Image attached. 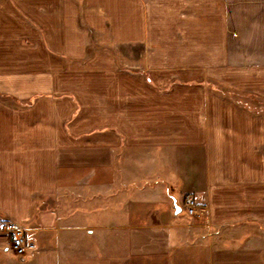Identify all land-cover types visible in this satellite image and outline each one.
Masks as SVG:
<instances>
[{"label": "crops", "instance_id": "crops-1", "mask_svg": "<svg viewBox=\"0 0 264 264\" xmlns=\"http://www.w3.org/2000/svg\"><path fill=\"white\" fill-rule=\"evenodd\" d=\"M227 91L264 98V0H0V264H264V112Z\"/></svg>", "mask_w": 264, "mask_h": 264}, {"label": "rangeland", "instance_id": "rangeland-1", "mask_svg": "<svg viewBox=\"0 0 264 264\" xmlns=\"http://www.w3.org/2000/svg\"><path fill=\"white\" fill-rule=\"evenodd\" d=\"M76 26L79 27V30L82 31L84 34L87 46V52L85 57L87 58L88 56H91L92 53L98 48V49H103L111 53L112 56H114L115 64L117 65L118 68L124 69L129 72H140L144 74L143 72H148L147 68L145 65H142L139 63V56L144 53V45L141 42H130L128 44L126 43H120L117 45H105V44H100L98 43V31L91 27L88 23L85 22L83 17H79L76 21ZM147 49V48H146ZM144 55V54H143ZM142 55V57H143ZM141 57V58H142ZM86 58L78 60L79 62H83ZM136 59V60H135ZM72 60V59H70ZM139 60V61H138ZM75 67H79V64L76 63L74 67L72 68L73 70ZM79 71V70H77ZM86 72V71H84ZM216 82V81H215ZM218 86L221 87V84L218 83ZM224 92L226 90H223ZM228 92V91H227ZM228 93L231 94L232 98H236L237 102H240L241 104L247 105L248 107H251L253 109H256L260 112H264V98L263 97H258L254 94L248 95L246 92L243 93H236L233 91H229ZM0 99L8 102H13V96L9 93L5 92H0ZM124 178L126 180L132 181L133 175L132 174H125ZM120 180L122 181L123 179L121 178L120 175ZM153 181V180H152ZM163 180L161 179H156L153 181V183H161ZM135 183H138L137 181ZM131 185V184H130ZM133 188V187H132ZM130 188V191L132 192L134 189ZM92 191L87 188H77L75 190L68 191L65 193L64 197L66 196L65 199L62 201V205L56 203V208L61 211L60 213H64L67 211H75L81 210L83 207H89L90 205L88 203H85L84 200L88 196L90 197L92 194ZM87 197V198H88ZM99 198L103 199L104 196L100 195ZM103 203L100 201L98 204V208H103ZM51 205V203H48ZM183 210V209H182ZM79 212V211H78ZM81 212V211H80ZM183 212V211H182ZM196 212V207L194 210L195 214ZM79 214V220L78 222L80 223H87V221L90 219L88 213H78ZM85 219V220H84ZM251 233H255L257 230V227L255 228L253 226V229H248ZM260 234V232H259ZM11 249H9L8 253H10ZM3 251H1L0 254H2ZM15 253V252H14ZM16 254V253H15ZM17 255V254H16ZM19 256V255H18Z\"/></svg>", "mask_w": 264, "mask_h": 264}, {"label": "built area", "instance_id": "built-area-1", "mask_svg": "<svg viewBox=\"0 0 264 264\" xmlns=\"http://www.w3.org/2000/svg\"><path fill=\"white\" fill-rule=\"evenodd\" d=\"M185 204L187 213L193 214L196 207L194 198L189 195L186 196ZM4 226L10 239V246L17 255L22 256L27 251L34 249V243L27 238L21 224L8 221Z\"/></svg>", "mask_w": 264, "mask_h": 264}, {"label": "water", "instance_id": "water-1", "mask_svg": "<svg viewBox=\"0 0 264 264\" xmlns=\"http://www.w3.org/2000/svg\"><path fill=\"white\" fill-rule=\"evenodd\" d=\"M173 204H174V212L177 213L180 210V207L175 203L173 199Z\"/></svg>", "mask_w": 264, "mask_h": 264}]
</instances>
